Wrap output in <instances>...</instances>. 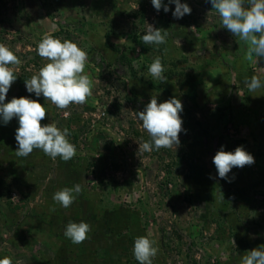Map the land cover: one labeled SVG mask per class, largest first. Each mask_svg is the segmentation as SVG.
Returning a JSON list of instances; mask_svg holds the SVG:
<instances>
[{"label": "rangeland", "instance_id": "1", "mask_svg": "<svg viewBox=\"0 0 264 264\" xmlns=\"http://www.w3.org/2000/svg\"><path fill=\"white\" fill-rule=\"evenodd\" d=\"M79 1L81 0H0V43L8 46L20 60L19 65L12 66L17 79L7 92L5 102L21 96L38 100L47 110L43 124L56 121L61 129L68 128L69 140L76 146V158L67 162L59 157L53 161L38 150L36 160H41L43 164L45 159L50 160L46 173L40 176L33 172L38 168L34 163L33 166L29 163L30 155H16L15 132L19 126L17 118L14 117L7 124L0 123L1 255L25 259L32 253H42V243L47 247L44 256L52 255L55 251L61 252L63 246L56 250L55 242L52 241L62 242L66 238L65 226L70 220L75 222V217L70 213L56 216L57 211L50 212L53 209L52 192L61 189L62 178L67 180L65 172L74 171L77 176L83 175L84 183L86 176L83 194H79L78 198L91 201L92 204L95 202L98 217L101 218L100 215L106 208L104 203L107 205L111 201L109 204H112L114 196L122 193L116 189L117 175L108 172L111 163L108 158L118 156L122 162L126 160L125 167L137 175L136 178L142 185L141 191L134 193L131 190L127 196L129 202L135 203L138 199L131 213H135L142 227H138L136 233H124L128 240L126 246L121 242L124 248H120L116 264H138L133 255V245L135 238L141 235L156 241L155 246L159 251L152 264H241L242 256L252 248V232L255 231L260 237L264 236L248 222L244 227L245 238L242 239L243 232L237 226L241 223V215L235 216L234 224L233 220L230 222L224 209L231 205L222 199L224 194L220 188L211 190L208 197L205 194L203 202L195 203L193 189L198 185H191L189 179L194 173L197 157L190 153L187 143L194 138L193 128L203 129L204 125L207 126L206 129L216 130L210 136L212 142L224 136V126L226 129L230 126L234 128L237 140H253L249 137L250 131L243 128L245 124L239 123L231 112L230 102H237L239 99L248 110L253 108L255 112L264 111L262 103L257 100L252 103L247 90L244 95L240 94L234 82L229 83L231 94L227 100L207 104L195 98L197 87H205L214 71L222 69L232 73L230 65L237 58H231L230 54L241 56L245 42L223 27L217 12L208 11L212 6L206 0H181L189 5L191 14H185L177 22L180 37L172 15L174 4L168 5V12L163 9L157 12L151 0ZM162 2L168 3V0ZM115 5L125 11L122 18L129 17L126 22L120 19L118 31L122 32L121 37L110 36L113 33L110 20L112 14L108 10H114ZM141 9L143 23L136 18ZM96 11L100 16L108 18L93 16ZM211 15L216 16V19ZM147 24L161 28L162 32L170 30L166 43L152 44L145 50L136 45L132 52L127 47L131 45L129 40L120 41L134 29L140 35L145 34ZM218 28L220 34L216 33ZM210 30L215 32L209 34ZM45 34L71 40L88 53L85 72L90 74L94 87L87 103L74 104L61 110L51 101L45 100L43 95L37 98L34 93L27 92L25 80L37 74L47 63L37 53V45ZM105 35L109 37V43L106 42ZM208 36L209 40L204 42ZM176 39L180 40L181 47L186 46V42L189 44V41L197 44L191 50H183L186 47L179 50L180 47L174 42ZM152 48L155 50H151ZM197 48L205 51L202 54ZM227 52L230 53L229 56ZM121 53H126L132 69L128 68L126 61L120 59ZM204 55L207 57L204 58ZM157 56L161 58L167 81L159 82L148 72L149 65ZM201 59L203 60L199 61ZM258 62L260 63L251 62L248 69L255 76L264 79V59ZM147 91H150L148 95ZM234 93L238 96L233 98L231 96ZM152 95L157 96L158 103L167 100L158 99L160 96H176L182 103L180 116L185 131L179 134L180 145L176 150H139V145L150 137L143 129L136 112L144 109ZM66 112L69 113L67 116ZM202 117L212 121L205 123ZM240 126L241 129L238 128ZM102 144H105L103 148ZM251 151L252 149L249 152ZM42 168L43 166L40 169ZM93 184L99 187L95 193L90 191ZM228 198L234 203L232 195ZM253 199L259 204L257 211L264 214V191L257 192ZM82 203L85 204L83 200ZM55 205L60 206L56 202ZM83 206L86 207L87 203ZM198 207L208 208L211 210L210 214L204 212V209L201 213ZM61 218L65 221L63 228L56 227L55 223L59 224ZM90 233L96 234L93 231ZM85 241L73 244L68 239L62 245L86 252L91 248L94 252L98 246V242L96 247L93 246L94 237ZM113 263L115 264V260Z\"/></svg>", "mask_w": 264, "mask_h": 264}, {"label": "clouds", "instance_id": "2", "mask_svg": "<svg viewBox=\"0 0 264 264\" xmlns=\"http://www.w3.org/2000/svg\"><path fill=\"white\" fill-rule=\"evenodd\" d=\"M219 14L222 25L233 36L247 45L244 59L258 63L264 59V0H206ZM153 7L159 12L169 11V4H174L172 15L181 19L185 14H191V8L181 0H151ZM168 33L161 28L147 24L142 42L145 45H160L166 43ZM181 47L179 39L174 41ZM38 55L47 61L37 74L25 80L27 92L34 93L37 98L41 95L45 100L51 101L58 109H68L71 105H83L92 96L94 87L90 74L85 72L89 60L88 53L77 43L45 34L37 45ZM17 55L5 44L0 43V120L4 124L14 117L18 120L15 132L17 142L16 155L28 157L34 150H41L53 161L59 157L64 162L76 155V146L69 140L68 128L61 129L56 121L41 124L46 117V108L36 99L27 96L13 97L5 102L6 94L17 79L12 66L19 65ZM152 78L159 82L167 81L164 75L165 68L159 56L155 57L148 67ZM250 93H257L264 89V81L253 75L245 80ZM183 110L180 99L172 96L159 102L157 96L152 95L142 111L136 116L142 122V127L150 139L139 145L141 152L159 151L161 149H174L180 145L179 134L185 131L182 127L180 113ZM69 113H65L67 116ZM213 163L218 177L231 182L228 173L234 168H242L254 163V157L237 146L234 151H225L223 146L213 156ZM211 178V176H210ZM51 179V176H49ZM82 192V186L75 183L71 187H63L56 191L53 200L62 208H69ZM223 199V195H222ZM203 210V207H198ZM55 211V208L51 209ZM92 231L88 222L69 221L65 226L64 236L73 244H81L89 239L88 233ZM234 242V241H233ZM156 241L148 236L141 235L135 238L133 255L138 264H152L153 258L159 249ZM0 264H31L29 259L5 256L0 258ZM241 264H264V245L247 251L242 256Z\"/></svg>", "mask_w": 264, "mask_h": 264}, {"label": "crops", "instance_id": "3", "mask_svg": "<svg viewBox=\"0 0 264 264\" xmlns=\"http://www.w3.org/2000/svg\"><path fill=\"white\" fill-rule=\"evenodd\" d=\"M133 1V0H132ZM80 3H83V1H79ZM111 11L109 14H112V18H110L112 23V30L113 33L110 34V36L120 37L122 36L120 31H118L119 27L121 26L120 19H124L123 22H126L127 18H122V14H126L123 8L118 9V5H115L114 10H108ZM108 11L106 13H108ZM210 13H215L216 10L208 9ZM108 15V14H107ZM93 16L100 17L101 19L108 18V16H100L98 12H94ZM213 19H216V16H213ZM175 29L177 32V35L180 37V32L178 30V21H181L179 19H176ZM168 34L170 33V30H167ZM213 32L210 30L208 33L210 34ZM215 32V31H214ZM213 32V33H214ZM216 33L220 34V30L216 31ZM209 36L205 38L204 42H207L209 39ZM123 39L128 40V35L125 34L124 38H121L120 41ZM188 41V40H187ZM196 42L191 43L189 41V44L186 42V46H182L179 48V50H191L193 47L195 48ZM162 45V44H161ZM200 46V45H199ZM199 52H203L205 50L197 48ZM151 50H155V48H152ZM175 50V48H173ZM247 51V45L245 44L243 48V52L241 51L240 54L233 55L227 52V55L231 56V58H237L234 59L233 64L231 63L230 67H232V73H227V71L224 70H216L213 72V75L211 78L207 81L205 87H197L195 98L199 99L200 101L203 100L205 103H215L219 102L223 99L227 100L229 95V83L236 85L237 91L244 95L245 90H247V94L250 95L252 103L256 100L260 103H262V107L264 110V91L263 89L258 90L257 93H250L248 91V88L245 84L246 79H250L254 73L249 71V64L251 62L246 61L244 59L245 53ZM203 54V53H202ZM207 57L204 55V58ZM203 59L199 60L202 61ZM255 63V59L253 61ZM260 63V62H258ZM262 81L264 79L261 78ZM176 87V84H175ZM177 89V88H176ZM147 95L150 93V91H147ZM238 95L234 93V96L231 97H237ZM246 96V94H245ZM167 98V96H160L158 99ZM245 102V101H243ZM231 112L233 115H235V119L239 121V123L245 124L243 125L246 130H249V137H252L253 140L246 141H240L237 140V136H235V130L231 126L229 129H226L225 126L222 129V134L224 136L219 137L216 141H211V135L216 130L206 129V125H204L203 129H195L193 128L194 132V138H192L187 143V148L190 151V153L197 157L195 167H194V173L191 174L190 183L191 185H198V187H194L193 189V196L195 198V203L203 202L205 198V194H207V197L211 190H218L219 188L222 190L224 197L223 200L231 205L224 209L226 211V215L229 216L230 222L233 220L234 224V218L235 216L241 215V223H238V229L239 231L243 232L242 239L245 238V229L249 223H252L253 227L260 231L264 236V214L261 211H257V204L255 200L253 199V196L257 192H263L264 191V134L261 135L260 132L264 133V111L263 112H255L252 108L251 110H248L244 107L242 104V100L239 99L237 102L231 101ZM143 109V106L142 108ZM219 109V108H218ZM217 110V108H216ZM47 111V110H46ZM222 111V110H221ZM194 112H196V108L194 109ZM47 113V112H46ZM222 113H224L222 111ZM205 123H209L212 121L210 118L202 117ZM202 120V121H203ZM0 123L3 124V121L0 120ZM41 124L43 125V120L41 121ZM210 125V124H209ZM196 127V125H192ZM198 126V125H197ZM197 128V127H196ZM241 129V126L238 127ZM227 131V132H226ZM226 133V135H225ZM240 135V134H239ZM241 138L243 136H240ZM214 139V138H213ZM94 141V139L92 140ZM213 143V144H212ZM105 144H102V148ZM223 146L225 151H234L237 146H242L245 151L250 153L254 157V163L251 165H246L242 168L234 167L229 173L228 177L231 182H228L227 180L221 179L218 177L217 170L215 168V165L213 163V156L215 153ZM252 149L251 152H249ZM38 155V150H34L30 154V164L33 166V163L35 164L36 169L35 172L37 175L42 176V173H46L47 165L50 164V160L45 159L44 164L41 160H36V156ZM74 159L76 156L73 157ZM110 160V165L108 166V172L110 171L111 174H116L117 176V186L116 189L119 191H122V193H119L118 195L114 196L115 198L111 197L113 199V203L109 204L104 203L105 205V211L101 213V218L98 217V210L96 208V204L91 203V201H86L85 199H79L77 196L76 201L67 209L65 208H58L60 206L55 205V201L53 200V203L51 204L53 208H55V215H59L62 213H70V215L75 217V222H80L81 220L88 222L91 225L92 231L95 232V235H92L91 233H88L89 237H94V243L93 246L96 247L97 242L98 246L95 251L86 254V252H82L80 250H76L73 247L68 248L66 245H62L65 241H68V238H64L62 242H58L57 240L52 241L55 242V248L56 250L60 249V246H63V250L61 252L55 251L54 249H51L52 251H55L52 253V255L44 256L43 253H46V246L44 243H42V253H32L31 256H27L25 259H29L30 261H33L35 264H109L113 263L114 260L116 262V259L119 258L120 248H124L121 246V242L124 243L126 246V242L128 240L127 234L124 233H136L138 227H142L140 222L139 224L135 222L136 219H138L135 215V213H131V210L135 204L138 203V199L133 203V201L129 202L128 195L131 192V190L135 193V191H141L142 185L137 180L135 174H133L129 168H126V160L123 162L119 160L120 158L118 156L108 158ZM43 166L42 169H40ZM49 166V165H48ZM32 169V167L30 168ZM38 171V172H37ZM144 171V170H142ZM41 172V174H40ZM63 174V173H61ZM66 179L62 178L61 187H71L75 183H79L82 186V192L80 194H83V186L86 183V176H85V183L82 181L83 175L77 176L74 171L72 172H65ZM211 176V178H210ZM94 178V177H93ZM92 179V178H91ZM126 180V182H124ZM118 181L120 183L118 184ZM139 183V185H138ZM96 187L94 184L91 187L92 191L91 193L96 192ZM261 189V190H259ZM99 190V189H98ZM259 190V191H258ZM55 193V190L52 192ZM90 193V192H89ZM226 195V196H225ZM232 195L234 197V203L229 200L228 196ZM203 196V197H202ZM263 196V195H260ZM118 200H117V198ZM127 197V200H125ZM94 198V197H93ZM52 199V197H51ZM111 199V200H112ZM82 200L84 203H82ZM92 200V199H91ZM259 200V199H258ZM95 201V200H94ZM99 202H101L99 200ZM87 206H83L86 205ZM100 204H103L102 202ZM57 207V209H56ZM42 208V207H41ZM204 209V212H207L210 214V211L208 208ZM51 210V209H50ZM53 213L52 211H50ZM136 219H135V218ZM69 218V216H68ZM251 218V220H250ZM69 220V219H68ZM202 221V220H197ZM68 222V221H67ZM229 222V223H230ZM65 224L64 219L59 220V224L55 223L56 227L63 228ZM131 228V229H130ZM233 229V228H232ZM238 239V238H237ZM239 240V239H238ZM239 242V241H238ZM252 248H256L257 244L264 245V238L260 237L255 231L252 232ZM2 243V242H0ZM86 243V241L84 242ZM240 243V242H239ZM89 246H92L89 245ZM243 246H245V243H243ZM46 247V248H45ZM58 248V249H57ZM251 248V249H252ZM2 252H0V258H3L5 256L1 255ZM92 254L93 257H90ZM7 256V255H6ZM32 264V263H31Z\"/></svg>", "mask_w": 264, "mask_h": 264}, {"label": "trees", "instance_id": "4", "mask_svg": "<svg viewBox=\"0 0 264 264\" xmlns=\"http://www.w3.org/2000/svg\"><path fill=\"white\" fill-rule=\"evenodd\" d=\"M136 18H138L139 21L141 23H143V21H144V18H143V10L141 12L137 13ZM135 30L136 29H134V31H132V33L128 35V40H129V42H131V45L130 46H127L128 49L131 50L132 52H134V50H133L134 47L133 46H136V45H138L141 50L148 49L149 45H145L142 42V36L143 35L138 34L137 32H135ZM105 37H106V42L109 43V37L107 35H105ZM120 59L126 61V63L128 64V68L129 69H132V67H131V61L128 58V56L126 55V53H121L120 54ZM135 222L139 224V220L138 219ZM127 238H128V236H127ZM82 252H86V251L83 250ZM91 252H92V249L89 248L88 251L86 252V254H90ZM90 256H92V254ZM116 263H117V261L115 262V264ZM109 264H114V263H109Z\"/></svg>", "mask_w": 264, "mask_h": 264}]
</instances>
